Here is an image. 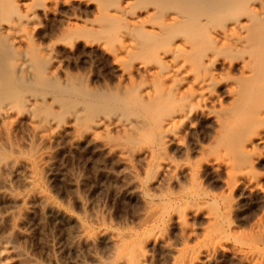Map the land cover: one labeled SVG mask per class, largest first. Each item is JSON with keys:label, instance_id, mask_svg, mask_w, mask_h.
<instances>
[{"label": "rangeland", "instance_id": "374dc122", "mask_svg": "<svg viewBox=\"0 0 264 264\" xmlns=\"http://www.w3.org/2000/svg\"><path fill=\"white\" fill-rule=\"evenodd\" d=\"M56 1L48 3L49 11L44 15L39 11L41 5H44L43 0H29L28 4L16 0L14 7L17 8H13V17L9 18L11 21L18 20V14L20 17L29 11L35 12L32 14L35 18L24 21L20 32L25 35L22 43L15 35L4 36L8 33L2 32V37H6L2 39L4 44L9 39V43L14 41L13 45L19 49L16 60L21 58L23 51L28 52V58L33 60V82H19L14 87L19 97L27 95L43 101L42 109L39 110L43 111L41 114L52 112L49 115H53L50 119L53 118L54 122L50 123L45 134L52 132L54 138L45 145L35 133L37 124L23 113L17 115L18 112H27L23 101L25 97H21L25 104L11 99L15 104L7 105L6 102L0 106V109L7 108L16 116L0 120V151L9 158L17 159V166L23 161L35 159L41 149L50 153L47 160L38 161L34 169L24 168L20 164L19 168L24 169L22 175L10 174L7 167L0 165L3 167H0V185L5 176L11 175L10 186L15 193L26 195L34 187L41 188L65 210L87 223L93 232H120L126 239L123 242H110L107 238H97L94 242H79L80 228L74 218L57 215L33 199L25 204L12 198H3L1 193L0 237L10 235L17 245L42 264H126L124 257L127 251L139 245H143L148 254L145 264H180L183 260L192 261L193 264H247L246 256L249 254L260 253L264 256V144L258 139L253 140L249 154L241 153L240 147L237 149L241 141H244L241 138L264 131V124L245 122L248 115L259 109V96H252L251 92L258 90L254 88L259 82L261 88H258L264 92V69L260 71L262 73L256 72L253 80L250 78L251 81L249 78V81L243 79V62L249 59L250 54L262 52L258 57L262 61L264 59V43L261 42H264V0H203L211 10L208 12L204 4H201L203 12L200 10L194 18L198 20V17L207 15L209 21L206 26H198L200 29L197 27L199 31L195 30L194 37L199 36V32L204 29L206 35L197 37L200 38L198 48L185 53L191 57L193 54H189L197 52L194 56H199L198 61L202 65L196 67V72H200L197 75L192 69L195 63L192 62L191 67L189 62L192 60L183 57L189 61L185 62L187 68H191L188 70L190 80L178 89L181 92L172 83H164L166 80L163 76L160 78L159 73L147 74L138 68L142 63H149L166 72L169 69L167 66H172V57H161V52L168 47L163 42L170 45L162 37L167 38L169 34L158 38L146 33L153 26L163 24V13L175 8L171 0H134L135 4L129 11L145 25L141 30L133 29L123 20L109 15L113 10L112 5L118 0ZM214 3H226L224 10H216ZM251 8L260 10V14ZM205 9L207 14L204 15ZM149 13L152 14L150 21ZM234 15H240L243 24L257 32L254 34L253 31V34L258 35L259 43L253 49L228 47L221 39L216 40L215 46V39L208 36L218 25L221 28L225 23V26L230 23ZM184 31L188 29L181 30L178 38L187 36L181 35L186 34ZM129 41H132L134 48L127 55L122 47L123 43ZM99 44L108 47L112 53L102 50ZM163 45L166 48L159 52ZM211 45L221 50L218 49L219 60L213 64L215 66H208L207 63L204 65L201 60L206 54L202 53L204 49L212 52ZM113 52L118 57L112 55ZM10 59L8 57L4 60L8 66L14 60ZM2 64V69L7 68L6 64ZM201 66H208L207 71H214L216 75L215 84L204 91L207 97L212 95L214 99L206 102L195 99L194 94L198 88L191 79L205 74L206 68L202 69L203 73ZM7 69L8 73L3 70V77L14 78L12 69ZM125 71H129L128 76L124 75ZM256 79L259 81L255 82ZM0 81H4L2 77ZM165 84H172L173 89L167 87V92ZM237 84L250 87L244 89L249 91L245 92L247 98L244 94L242 96V99H246L244 101L249 99L247 103L238 104L227 90L228 85H233L235 91V88H239ZM146 89L157 97L150 104L151 108L141 101L128 102L126 106L118 104L122 100H132ZM171 89L176 90V94H171ZM91 95L100 99L99 104L95 105L98 102L91 99ZM85 97L90 98L89 105L95 103V106L84 108L88 110L83 112L85 118L82 116V127L88 126L100 114L122 120L139 118L144 121L142 123L140 120L143 125H140L139 133L126 136L123 129L113 125L98 128L95 136L82 134L69 121L73 111L82 109ZM183 106V111L192 109L189 120L178 117L183 112ZM205 110L227 117V120L223 117L226 125L221 127L222 123L203 114ZM171 116H176L175 120L166 130H161L159 122L173 119ZM161 136H164L162 140ZM173 137L178 139L179 144L171 140ZM104 141L115 142V145L117 142L118 146L127 147L130 152L121 154L114 149H104ZM163 142L164 145L161 144ZM250 155L261 156L262 159L252 169H243L245 165L240 160ZM243 174H248L251 181L243 180ZM29 180L35 183L29 184ZM31 203L34 206L26 212L27 205L31 206ZM39 206L44 208L40 209ZM180 215L185 216L187 229L178 224ZM14 225L26 231V237L14 231ZM157 236L163 238V241L151 242L150 239ZM213 247L218 248L212 257L214 263H205L208 259L205 252ZM8 261L10 264H20L14 256H10Z\"/></svg>", "mask_w": 264, "mask_h": 264}, {"label": "bare ground", "instance_id": "6f19581e", "mask_svg": "<svg viewBox=\"0 0 264 264\" xmlns=\"http://www.w3.org/2000/svg\"><path fill=\"white\" fill-rule=\"evenodd\" d=\"M43 1H44V3H43L44 5H41L42 8L39 11L42 14L45 15L49 11L48 3L50 4V2H53L54 3V2H57V1L56 0H43ZM171 1H172L173 6L175 5L174 6L175 8H173V9L171 8L172 11H168L167 10L166 13L164 12L165 14L163 13V15L165 16V21L163 22V24L160 23L161 25H159V27H154L153 26V28L151 30H147L146 33H148L149 35L150 34L151 35H154L155 37L158 36V38H159V36L162 37L165 34H167V35L169 34L168 35L169 37H167V38L162 37L163 38V41L166 40V41L169 42L170 45H168L167 43H164L165 41L163 42V44L167 45L169 48L167 47V49H164L166 47H165V45H163L164 47L163 48L160 47L161 50H159V49L158 50L160 52V51H163V49H164V51L161 52L162 54L160 53L162 58H164V57H172V66L171 67L167 66L169 68L167 70V67L164 65L165 64L164 63L163 65L166 67V69L164 67V69L167 70L166 72H163L162 69L159 68V66L153 65V64H149V63H142V64L139 65L138 68L141 69V70H143L147 74H149V73H151V74H154V73L157 74V73H159V75H160L159 77L161 78V76H163L164 77V80H166V82H164V83H167L168 82V84L169 83H172L174 85L173 86L172 84L171 85H166L165 84L166 85L165 86L166 88L169 87V88H172L173 89V87H174V88H177L176 90H178L179 88L181 89V87L184 85V82L190 80V73H189L190 71H188V70H190V68L192 67V65H193L192 62L195 63L194 68L192 67V69H194V72L197 71L195 69H197L198 66L202 65V64H199L200 63L198 61V60H200L199 56H197V55H196L197 57L194 56L197 52H194L193 51L194 53L192 52L191 54H189V56H191L193 54L194 57L193 56L188 57V53H187V56H186L185 53L188 52V51H190V50L192 51L197 46L199 47V44H197V43H200L199 42L200 41V38H197V37H199L201 35H202L201 37L205 36L206 35V34H204L205 33V29H204L203 32H199L200 35L197 36V37H194V34H195L194 32H195V30L197 29L198 26L200 27V26H206L207 25V21H209L207 19H209V16H207L205 14H207V12H206L207 10L209 12L211 9L209 10L210 7L207 8V5H206L207 3L205 2V4H204L203 3V0H171ZM204 1H208V0H204ZM15 2H16V0H0V44L2 43L0 45V79L2 77L3 80L5 81V83H4V81L3 82L0 81V106H3L4 104H6V102H7V105H8V103L13 104L14 101L16 102L17 100L21 101L23 104L26 103L27 112L26 113L24 111L18 112L17 115L23 113V114H25L26 117L31 118V121L33 123L37 124L36 127H35V133L42 139V142L45 145H47L54 138L53 137L54 134L52 132L49 133V134H45V132H47V130H49V126L51 125L50 123L51 122H54L53 121V118H51L52 120L50 119V117L53 116V115H51V116L49 115L52 112L49 113L48 115L47 114H45V115L44 114H41L43 111L42 112H40V111L42 109V106H43L44 102L43 101H39L40 99L39 98H36V97H29V96L27 97V95H20L21 97L23 96V98L25 97L24 100H23V101H25V103H24L22 101L23 98L19 97L18 93L16 92V87H14L19 82L29 83V82H31L34 79L35 76H34V73H33V68H34L33 60H31L30 58H28V54H27L28 52L27 53H23L24 51L21 54V58H17V60H16L15 59L16 56L18 57V55L16 53H17V51L19 49L17 50L15 48L16 46L13 45V42L14 41L9 43L10 40L8 38H7L8 39L7 40L8 41L7 43L4 44L5 41L4 42L2 41V39L6 38V37H4V38L2 37L4 35V34L2 35V32H4L5 34L8 33V34H6L4 36H9L10 37V35L13 34V35H15L14 37H16L21 42V40L25 36V35L23 36V35L20 34L21 30L23 29V23L25 24L24 21H30L31 19L35 18V15H32V14H35V12L34 13H29V12H33V11H29L28 13L26 12L27 14L25 13L26 15H23V14L20 15V17H18L19 14H18V16L16 15L17 18H19V19L18 20L11 21L10 19H11V17H13V14H14L13 13V10L17 8L16 6H15L16 8L14 7ZM21 2H22V4H28L29 3V0H21ZM209 2H211V1H209ZM209 2H208V4H209ZM134 4H135L134 0H118V1H116L112 5L113 6V10H112V12L109 15L112 18H115L117 20H120V21L123 20L125 24H127L130 27L132 26L133 29L134 28H137L138 30H141L140 28L143 29L145 25L143 26L142 23L139 20H136V18L130 12L131 11L130 8L133 7ZM201 4L202 5L204 4V8H206L207 10L206 9L204 10L206 12V13L205 12L203 13L205 16H202L201 18L198 17L197 18L198 20H196L194 18L196 16V13L199 12L200 10H201V12H203V9H201V8H203V6ZM214 4H216V3H214ZM225 5H226V3H221V4L219 3V4H216L215 5L216 6L215 8H217L216 10H220V9H223L225 7ZM28 9H30V7ZM251 10L252 11H255V13H257V14H260V10H258L256 8H251ZM14 12H16V10ZM41 13H39V14H41ZM219 13H220V11H219ZM6 14H8L9 16L6 15ZM10 14H12V15H10ZM148 16L149 17L151 16L149 18V21H150L151 18H152V14L149 13ZM6 17H8V18H6ZM231 17L232 18H230V19H232V21L230 23H228L226 26H225V24H226L225 23L224 24V27H221L220 26L221 28H218L219 27V25H218V27L215 26L217 28H214V29L211 30V27H210L211 25L209 24V28H210L211 31L208 30V32L210 31V35L208 33V36L209 37L211 36L212 39H215L214 45L216 44L215 42H217L216 41L217 39H221L222 41H224V42L227 43L226 46H228V47L232 46V47H235L236 49L237 48L239 49V47L240 48L243 47L242 49H244L246 47L247 48L249 47L250 49L251 48L253 49V47H256L258 45V43H259L258 42V35L256 36L254 34L255 33L257 34V32H255L254 30H252L251 29L252 27H248L247 25L243 24L240 15H236L234 18H233V16H231ZM7 19H9L10 21L7 20ZM230 19H229V21H230ZM186 28L188 29V31H186V32L184 31V33H186V34H183L182 33L181 35L182 36L187 35V36H185L184 38L183 37L178 38V36H180L179 34L181 33L180 31L181 30H186ZM248 28H250V29L247 30ZM23 31H22V33H26V31L25 32H23ZM197 31H199V30L197 29ZM253 31H254V34H253ZM201 33H203L204 35L201 34ZM159 40H162V39H159ZM259 41H261V40H259ZM16 42H17V40L15 41V43ZM20 42H18V43H20ZM261 42L264 43L263 41H261ZM91 43H87V44H91ZM161 45H162V43H161ZM215 46H212L211 45V47H210L211 49L209 48L210 51H212V52H208L209 51L208 49L205 50L203 48L205 52H202V53H204V54L206 53L205 55H203L201 53L203 55V57L201 56L202 57L201 60L204 63V65H205V63H207L206 65L209 64L211 66L216 61L219 60V57H218L219 56V54H218L219 53V51H218L219 48H216ZM263 46H264V44H263ZM99 47L103 48L102 50H105L108 53L110 52L107 49L108 47L106 48V46H104L102 44H99ZM51 48H52V46H51ZM96 48H98V46ZM133 48H134V46L132 44V41L125 42V43H123L122 51L125 52V53L127 52V55H128V54H130L133 51ZM213 48H215L216 50H213ZM247 50H249V49H247ZM262 50L264 51L263 48H262ZM195 51H197V49ZM128 52H130V53H128ZM111 53L112 52H110V54ZM256 53H257L256 55H255L254 52H253V55L250 54L251 56H249V59L246 60V61L244 60V62H243V68H244L243 69V76L245 75L243 79L247 78V79H245L247 81H249L248 78L249 79L250 78L251 79L254 78L256 72H258V71L260 72L261 70L264 69L262 67L263 66L262 64H264L263 63L264 62V59L262 61L260 59V57H258L259 55H262V52L257 51ZM112 55H114L115 57H118V55L116 53H114V52H113ZM8 57L11 58L10 60H13L14 59L13 61H11V63H9V66L6 63H4L5 62L4 60L6 58H8ZM161 57L159 56V58H161ZM183 57L184 58L185 57H188L189 60H192V61L189 62L186 59L184 60ZM31 58L33 59V56ZM194 58H195V60L193 61ZM186 61H188L189 64L191 63V65H190L191 67L190 68L188 67L189 69L187 68V66L185 64ZM196 62H197V64H196ZM2 63L4 65L6 64L5 67H7V68L9 67V69L10 68L12 69L11 72L14 74V76H13L14 78L9 77V78H11V79H9L8 77H3V74L2 73L4 71H7L8 69L7 68H4L5 70L2 69V67H1V64ZM158 64L159 65H162L161 63H158ZM208 66H204V67L201 66L200 67L201 70L204 69V68H206L205 71L207 73L205 72L204 75L202 74L200 76H196L195 75L196 76L195 79L194 78H191L192 80H194L193 84L198 88V91L194 94V97L199 102L200 101L201 102H206L208 100H213L214 99V97L212 95H210V96L207 97V95L204 93L205 90H208L216 82V77H215L216 75H214L213 68L211 67V70L213 71V73L208 72L207 71V69H208L207 67ZM213 66H215V65H213ZM192 72L193 71H191V73ZM7 73H8V71H7ZM199 73L200 72L198 71L197 75ZM203 73H204V71H203ZM260 73H262V72H260ZM128 74H129V71H125L124 72V75L125 76H128ZM156 74L154 76H156ZM156 77H158V76H156ZM251 79H250V81H251ZM257 80L258 79L254 80V81L257 82ZM262 80L264 81V79H262ZM263 81H262V84H264ZM241 84H242V82H241ZM241 84L240 85L237 84V87L239 86L238 89H236L234 87L235 88V91L233 89V85L232 86L231 85H228V87H227V90L229 91L230 95L233 97V99L238 104H240V103L241 104L247 103L248 100H249L248 99L247 101H244L246 99H242V98H244V97L247 98L246 97V94L249 91L248 92L246 90L244 91V89L245 88L249 89L250 87H246L244 84L243 85L245 87L243 85H242L243 86L242 87ZM255 84L256 83H254L253 88H254ZM257 84H259V85L257 87H255L254 90L256 88L258 89L256 91H259L260 90L259 92L263 96V94H264L263 90L262 89H259V88H261L260 87L261 86L260 82L257 83ZM250 85H251V83H250ZM250 85H247V86H250ZM171 86H173V87H171ZM262 87L264 88V85H262ZM168 90L169 89L167 88V92H168ZM165 91H166V89H165ZM175 91L172 90L170 92H171V94H176V93H174ZM178 91H180V90H178ZM178 91H177V93H178ZM256 91L255 92L252 91L251 92V95L252 96H254V95L257 96L258 95L259 96L258 97L259 98L258 101L260 102L259 109H255V112L257 111L256 113L253 112L254 110L253 111H250V112H253V113L252 114L250 113L251 115H248L249 116L248 117L249 120L248 119L246 120V118H245V122H248V124H250L251 122H253V123H251L253 125L254 124H256V125H260L261 124L262 125V124H264V97L262 98V96L260 95V93H258V92L256 93ZM245 92H247V93L245 94ZM243 94L245 95L244 97H242ZM96 95L98 96V94H96ZM164 95H166V93ZM136 96L134 98H131L130 97L132 100H125V101L122 100L121 102L119 101L118 104H120L121 106H126V105H128V102L129 103H134V102H140L141 101V102H144L147 105L149 104L148 108H151L150 107V104H153L154 101L157 98V97H155V96L152 95V93H151L150 90L148 91L147 89L144 90L142 93H140L139 96H137V97ZM166 96H165V98L168 99ZM169 96L170 95H168V97ZM173 96H175V95H173ZM98 97L100 98V96H98ZM90 98L98 102L96 104L94 103L95 105L99 104V100L100 99H95L96 97L93 98L92 95L90 96ZM90 98L85 97L83 99V101H82V105H83L82 109L79 108V109L73 111L71 113L72 117H71V119L69 121V124L77 127V129H79L82 134L83 133H86V134H91V135H94L95 136L96 135V130L98 128H103V127L104 128H107V127L113 126V125H115V126L121 128V129H123L126 132V134H127L126 136H128V135L129 136L136 135L137 133H139V129L141 128L140 125L142 123H144V121H142V119H140L142 121V123H141V121L138 120L139 118L138 119L135 118L136 120L131 119V118L130 119L129 118H127V119L126 118H123V120H122V119H119V118L107 117L108 115L107 116H100L101 114L100 115L98 114L99 116H97V117L94 116L95 118L92 119L88 123V126H86L87 125L86 124L85 125L86 127H82V125H80L81 124V121L84 122V120H82V116H83V114L85 116V113H83V112L86 111V110H88L90 106H95L94 104H90L89 105ZM183 98H181V99H183ZM249 98H250V96H249ZM253 98H255V97H253ZM253 98H251L252 102H253ZM11 99L14 100L13 103H12V100ZM19 101H18V103H19ZM185 101H186V103L188 102L187 100H185ZM185 101L183 102L184 104H186ZM141 104H143V103H141ZM187 104L189 105L190 102H188ZM139 105H140V103H139ZM188 105H185V106H188ZM185 106L181 107V108H183L182 111L184 110V107ZM257 107H258V105H257ZM84 108H88V109L84 110ZM181 108H180V110L178 108V111H181ZM191 113H192V109H188V110H185V111L181 112L178 115V117L184 118L185 120L186 119L189 120L191 118ZM205 113L207 114L206 116L210 115V118L212 116V118L214 120L218 121L219 123H222V126L221 127H223L224 125H226V124H224L225 121H223V117L226 118L224 120H227V117L222 116L221 114L220 115H218L216 113L214 114V113L210 112L209 110H205L203 114H205ZM14 115H12L11 111H9V109H7V108H6V110H5V108L4 109L3 108L0 109V120H5V119H8V118H10L12 116L13 117H16ZM19 117H21V116H19ZM175 117L173 118L171 116V118H173V119H166V120L160 121L159 124L161 125L160 126L161 127V130H162V128L166 130L171 125V123L175 120ZM17 118H18V116H17ZM249 121H250V123H249ZM52 128L53 127H50V129H52ZM236 128H238V127H236ZM240 128H242V127H240ZM55 135H56V133H55ZM166 136H167V134H166ZM162 137H164V136H161V140H162ZM167 138H169V136ZM167 138L165 137V139H167ZM241 139H244V141L243 140L241 141L240 145L237 146V149H238V147H240L239 149L242 150L241 153L243 152L245 154H249L250 153L249 147L251 146V143H252L253 140H257L258 139L261 143L264 144V131H261L260 130L256 135L249 136L248 138H241ZM171 140H173V142H176V144H179V141H178V139L176 137H173ZM165 141H167V140H165ZM164 142L161 143V144L164 145ZM113 143L110 142V141H104L103 142V148L104 149H107V150H110V151H112V149H114V150L120 152L121 154H127V153L130 152L129 149H127V147H121V145L118 146L117 145L118 144L117 142H116V145H115V142H113ZM165 145H166V143H165ZM162 149H164V148L162 147ZM49 154L50 153L48 151H45V150L41 149L37 153L35 159H31L29 161H23L20 164H22L24 166V168L25 167L26 168L28 167V169H34L36 167L38 161L47 160V157L49 156ZM261 159H262L261 156H253V157L251 155H250V157L244 156V157L241 158L240 162H243L244 163L243 165H245V166L243 168V166L241 165V167L243 169H252L253 166H254V164L256 162H259ZM16 160L17 159H15V158H9V156H7L6 153L0 151V165H2L4 167H7L8 168V172L10 174L22 175V174H24V169L22 167L19 168L20 164H19V166H17ZM239 167H240V165H239ZM1 168H3V167H1ZM242 168H239V169H242ZM10 177H11V175H7L1 181L0 193H1L2 197L4 196V197L12 198L14 200H18L19 202L22 201V202H25V204L28 203V202H30L29 201L30 199H33V200H35L36 203L43 204L44 207L46 205V207L50 211L56 213L57 215L58 214H61L62 216H64V218H65V216H68V217L70 216L72 219L74 218L75 220H77V222L79 224V228H80V234L78 236V241L79 242H82V243L83 242H89V241H93V240H95L97 238H99V239L100 238H103V239L104 238H107L110 242H123L126 239V236L123 235L120 232H108V231H105V232H93L91 230L90 226L87 223L83 222L81 219H79L78 217H76L75 215H73L72 213H70L69 211L65 210L57 201H55L52 198V196L47 191H45V190H43L41 188L34 187V189L31 192L27 193L26 195H20V194L15 193L14 190L10 186ZM249 178H251V177L248 176V174H243V180H247V181L249 180V181H251V179H249ZM27 182L29 184H34L35 183V181H32V180H29ZM255 188H257V187H255ZM26 201H28V202H26ZM32 206H34V205H32V203H31V206L27 205L25 211L26 212H29V209ZM41 207H43V206H41ZM41 207H40V209H41ZM41 211H43V209ZM50 214H52V213H50ZM56 214H55V216H57ZM9 216L12 217L13 215H9ZM68 217L66 219H68ZM70 217H69V219H71ZM177 222L180 225V227H182L184 229H187L188 228V223H187L184 215H180L178 217V219H177ZM13 230L16 231L18 234L24 235V237H26L25 236L26 235V231L17 229V227L15 225L13 226ZM150 240H151V242L153 241V242H156L157 243V241L158 242L163 241V238L157 236V237H154V238H152ZM217 250H218V248H216V247H213L211 249L206 250L205 253L208 256V259H207V261L205 263H210L212 261V257L215 256V254H216L215 252H217ZM10 256H14V258L17 259L20 264H42V263L39 262L38 259H36L32 255H30L26 250H24L19 245H17L15 243V241L11 238L10 235H3V236L0 237V264H10V262L8 261V258ZM147 258H148V254H147L144 246L143 245H139V246H134L133 248H130L127 251V253L125 254V257H124V262L126 264H145ZM215 259H217V258H215ZM98 261L100 262V260H98ZM246 261L248 262L247 264H264V256H262L260 253H252V254H249V255L246 256ZM180 264H193V262L192 261H189V260H183V262L180 263Z\"/></svg>", "mask_w": 264, "mask_h": 264}]
</instances>
